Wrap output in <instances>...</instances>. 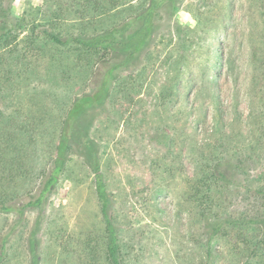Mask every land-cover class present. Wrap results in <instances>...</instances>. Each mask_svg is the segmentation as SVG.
I'll use <instances>...</instances> for the list:
<instances>
[{
  "label": "rangeland",
  "instance_id": "obj_1",
  "mask_svg": "<svg viewBox=\"0 0 264 264\" xmlns=\"http://www.w3.org/2000/svg\"><path fill=\"white\" fill-rule=\"evenodd\" d=\"M144 2L0 0V163L22 164L15 177L0 166V264H110L95 174L81 156L28 205L67 112L109 56L73 38L111 30ZM177 6L111 84L90 132L124 262L264 264V0ZM218 221L230 223L211 239Z\"/></svg>",
  "mask_w": 264,
  "mask_h": 264
},
{
  "label": "trees",
  "instance_id": "obj_2",
  "mask_svg": "<svg viewBox=\"0 0 264 264\" xmlns=\"http://www.w3.org/2000/svg\"><path fill=\"white\" fill-rule=\"evenodd\" d=\"M135 1V0H133ZM178 0H145L144 6L130 16L124 22L114 26L111 30L87 38H73L86 51H103L108 58L101 61V67L96 71L92 82V91L80 98H77L69 111L57 143L56 155L53 168L48 173L40 196L35 202L28 206L41 205L45 196L53 188L65 170V163L71 155H78L84 159L86 165L95 174L97 194L101 204L102 214L106 224L107 232V258L110 264H125L119 236L115 228L112 216L109 214V193L101 173L100 151L98 143L91 137V128L100 110L107 105L111 94V84L117 80L119 75L125 71L136 67L143 52L151 46L153 37L158 29V19L161 15L174 18ZM122 0H111L114 8H118ZM50 37L59 44H68L72 40H67L55 34ZM120 51V53H119ZM1 153V151H0ZM4 155V154H3ZM0 166L5 170L8 168V176L15 177L20 169L19 160L14 162L3 161ZM5 210H9L3 206ZM230 221L215 222L212 229V237L220 232L223 224ZM34 249V248H33ZM32 249V250H33ZM37 259H33L31 264H36Z\"/></svg>",
  "mask_w": 264,
  "mask_h": 264
}]
</instances>
